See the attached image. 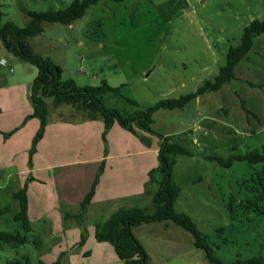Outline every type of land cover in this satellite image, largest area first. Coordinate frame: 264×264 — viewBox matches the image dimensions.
<instances>
[{"label": "rangeland", "instance_id": "374dc122", "mask_svg": "<svg viewBox=\"0 0 264 264\" xmlns=\"http://www.w3.org/2000/svg\"><path fill=\"white\" fill-rule=\"evenodd\" d=\"M72 1L0 0V11L4 22L24 27L30 20L27 12L61 10ZM253 20H264V0H102L71 25L45 23L44 32L30 43L36 54L50 58L62 69L63 80L71 79L80 87L98 86L105 80L120 88L117 95H103L102 103L128 117L160 100L194 93L205 81L213 80L226 65L228 50L241 43L244 29ZM6 61L0 88L20 82L30 93L37 68L23 60L19 67ZM18 77L24 79L17 81ZM199 100L183 109L160 110L153 115L151 128L156 135H150L156 143L158 136H169L173 143L194 153L193 157H176L173 179L181 192L175 211L192 219L224 264L264 258V200L259 185L264 164L235 162L223 168L203 158L227 159L260 151L264 132L247 136L242 124L215 126L209 118L219 101L218 93L203 94ZM47 102L50 119H88V114L74 105L55 107L51 99ZM98 120L103 129V119ZM8 174L0 172V207L4 209L0 231L24 234L14 220L20 211L19 201L12 197L19 191L18 177L8 182ZM153 197L152 193L143 196L134 205L153 215ZM133 233L149 254V264H212L204 251L196 248L193 236L170 220L143 223L134 227ZM27 237L25 246H0V264H40L48 254L39 251L32 233Z\"/></svg>", "mask_w": 264, "mask_h": 264}, {"label": "crops", "instance_id": "0c3cea01", "mask_svg": "<svg viewBox=\"0 0 264 264\" xmlns=\"http://www.w3.org/2000/svg\"><path fill=\"white\" fill-rule=\"evenodd\" d=\"M263 37L253 40L234 69L235 79L215 92L219 101L209 118L213 125L231 128L242 124L247 136L264 132V90L258 87L264 86ZM0 58L12 60L16 67L22 63L1 41ZM6 67L7 61L0 66V79ZM29 96L26 84L20 82L0 88V172H9L8 182L18 177L19 190L27 183L30 233L37 238L39 251L49 255L41 256L40 264H125L112 244L97 241L96 227L118 210L137 208L134 204L143 196L155 195L158 185L150 182L149 172L159 167L161 140L156 143L154 136L139 130L137 135L119 130L115 123L104 141V122L102 129L98 119L68 121L50 119L49 114L30 163L40 121L28 118L33 113ZM194 142L199 144L197 139ZM29 176L31 181H27ZM97 178L94 196L81 210ZM155 178L159 180L158 174Z\"/></svg>", "mask_w": 264, "mask_h": 264}, {"label": "trees", "instance_id": "16d2710c", "mask_svg": "<svg viewBox=\"0 0 264 264\" xmlns=\"http://www.w3.org/2000/svg\"><path fill=\"white\" fill-rule=\"evenodd\" d=\"M101 1L73 0L65 9L41 12L29 11L27 15L30 20L24 27H20L12 21L4 22V14L0 11V41L10 53L21 58L24 62L33 65L38 70L37 77L31 85L29 99L33 108L30 118H37L40 121V127L33 139L30 150V163L32 156L36 152V146L45 132L47 117L49 115L47 100L51 99L55 107L67 104L81 108L88 114L90 120L102 118L105 126L103 133L104 141H106L107 132L115 123L134 135H137L136 130L156 135L151 128L154 113L160 110L183 109L199 96L219 91L224 85L235 79V67L250 51L253 46V40L264 34V20H253L244 29L241 43L228 50L226 65L220 67L218 74L213 80L205 81L194 93L179 98L160 100L144 110L136 111L130 116L125 117L117 110L105 108L102 103L103 95L108 93L117 95L120 92V88L111 87L105 80L98 86L87 87H80L71 79L63 80L62 69L50 58L36 54L30 43L31 38L39 36L44 32L45 23L71 25L83 18L91 6L97 5ZM112 1L120 3L125 0ZM258 87L264 90V86L259 85ZM128 102L136 105L131 100ZM158 137L161 140L158 151L159 167L149 172L150 182L157 183L158 185V190L153 198L156 213L147 215L140 208L118 210L104 224L96 227L95 237L97 241L112 244L118 257L125 264H149V254L135 237L133 228L143 223L170 220L176 226L183 228L193 236L196 248L204 251L205 257L210 263L224 264L214 255L212 247L206 243L192 219L188 215L175 211V203L181 192L173 179L176 157L180 155L193 157L194 153L179 144L171 142L170 137ZM203 158L209 162H217L223 168H230L235 162H248L251 165L264 164V146L260 151L256 150L243 155H234L227 159L214 155H203ZM155 174L159 175V180L155 178ZM31 180L32 177L29 176L27 181ZM97 182L98 178L90 193L81 203V210H84L92 200ZM259 185L261 190L260 199L264 200V173L259 176ZM13 197L20 204V211L16 214L14 220L21 224L24 234L21 232L0 231V246L9 245L15 248L28 242L27 234L31 231V222L28 217L27 183L18 192L14 193ZM228 211L231 215L233 214L232 204L228 205ZM263 263L264 258H253L246 262H236L235 264ZM53 264H59V262Z\"/></svg>", "mask_w": 264, "mask_h": 264}, {"label": "built area", "instance_id": "2783aa9c", "mask_svg": "<svg viewBox=\"0 0 264 264\" xmlns=\"http://www.w3.org/2000/svg\"><path fill=\"white\" fill-rule=\"evenodd\" d=\"M6 65V61L5 60H0V66H4Z\"/></svg>", "mask_w": 264, "mask_h": 264}]
</instances>
